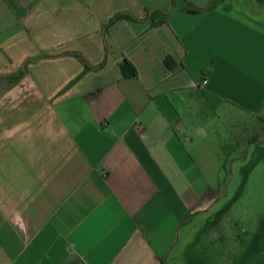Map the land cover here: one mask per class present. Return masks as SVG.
<instances>
[{"label": "crops", "instance_id": "crops-1", "mask_svg": "<svg viewBox=\"0 0 264 264\" xmlns=\"http://www.w3.org/2000/svg\"><path fill=\"white\" fill-rule=\"evenodd\" d=\"M222 1L0 0V78L25 71L0 81V264L177 260L219 196L204 116L264 114V26ZM215 228L183 264H264V233Z\"/></svg>", "mask_w": 264, "mask_h": 264}, {"label": "rangeland", "instance_id": "rangeland-1", "mask_svg": "<svg viewBox=\"0 0 264 264\" xmlns=\"http://www.w3.org/2000/svg\"><path fill=\"white\" fill-rule=\"evenodd\" d=\"M195 1L202 3L208 0ZM220 7L264 26V0H224ZM204 119L212 127L208 128L207 150L210 156L202 168L206 172L207 184L219 196L206 198L207 202L213 200L209 205L213 209L198 213L197 218L191 220L186 243L176 234L173 254L177 260L172 264H183L181 256L185 251L191 255L212 253L214 249L209 232L215 225L217 231L222 230L224 238L249 243L264 233V114L251 118L224 107L216 115L204 116ZM252 139L255 142L250 143ZM220 170L227 177L221 185L218 179ZM260 238L264 240L263 235ZM243 250L246 251L247 247Z\"/></svg>", "mask_w": 264, "mask_h": 264}, {"label": "trees", "instance_id": "trees-1", "mask_svg": "<svg viewBox=\"0 0 264 264\" xmlns=\"http://www.w3.org/2000/svg\"><path fill=\"white\" fill-rule=\"evenodd\" d=\"M124 18L125 19H130L131 17L129 15H127V14H119L112 20L111 23L115 22L118 19H124ZM163 22L164 21H160V22L156 23L155 21H153L154 25L159 24V23H163ZM171 61H172V59L170 57H167L166 60H165L166 64L169 67H171V64H170ZM127 67H132L133 68V66L128 61H126L124 63L122 68H123L126 76H129V75L136 76L137 75V71L134 68H133V72L131 74H127V71H126ZM24 73H25V71L22 70V72L18 73L17 75H13V76H10V77H5V78L1 77L0 81H4V82H6L8 84V86H10V85H13L14 83L18 82L21 79V77L24 75Z\"/></svg>", "mask_w": 264, "mask_h": 264}, {"label": "built area", "instance_id": "built-area-1", "mask_svg": "<svg viewBox=\"0 0 264 264\" xmlns=\"http://www.w3.org/2000/svg\"><path fill=\"white\" fill-rule=\"evenodd\" d=\"M204 83H206V81Z\"/></svg>", "mask_w": 264, "mask_h": 264}]
</instances>
